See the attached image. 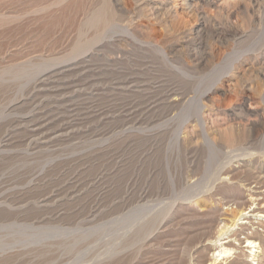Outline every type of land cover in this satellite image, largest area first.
<instances>
[{
	"label": "rangeland",
	"instance_id": "rangeland-1",
	"mask_svg": "<svg viewBox=\"0 0 264 264\" xmlns=\"http://www.w3.org/2000/svg\"><path fill=\"white\" fill-rule=\"evenodd\" d=\"M182 4L0 0V264H99L97 210L131 171L156 209L223 165L250 161L240 183L264 187V0H202L197 15ZM224 61L236 71L203 101L212 143L195 128L177 147ZM225 128L244 135L228 142Z\"/></svg>",
	"mask_w": 264,
	"mask_h": 264
},
{
	"label": "bare ground",
	"instance_id": "bare-ground-1",
	"mask_svg": "<svg viewBox=\"0 0 264 264\" xmlns=\"http://www.w3.org/2000/svg\"><path fill=\"white\" fill-rule=\"evenodd\" d=\"M205 1L209 2V0H203V2ZM182 2L186 12L197 15L199 3L202 0H182ZM174 6L176 7L173 4L172 7ZM199 10L201 11V9ZM212 23L215 24V22ZM217 30L215 31L219 32ZM224 67L223 71L226 69L225 73L220 72L211 78L206 86H204V89L195 97L193 103L195 106L194 125L191 126V121L188 122L186 120L181 126L176 128L174 143L177 147L181 143L191 138L193 139L196 129L197 136L203 138L209 144L212 143L208 134L210 128L202 120V112L205 108L203 101L210 94L215 93L222 79L231 75L235 70L233 63L230 65H226L225 63ZM175 96L170 101L166 98V102L175 104V106L186 105L185 100L182 101V98H180L181 95L179 98ZM192 99H188L187 102ZM189 128H192L194 131L191 130L192 133H190ZM254 129V125L250 126L246 128L247 132L245 133L249 135ZM221 130L225 135L226 141L228 140L231 143L238 142L240 136L244 135H239L233 128ZM219 133L221 138L222 134L220 131ZM244 138L243 141L248 139V137ZM249 163L250 161H244V163H238L235 166L228 163L229 165H223L212 174H209L202 183H198L197 181L186 183L183 186L181 195L174 198L169 206L161 209H156L158 203L153 200L157 199H153L154 197H152L151 199L153 200H149L152 194L148 193L149 196L147 195V191L144 189L145 185H138V176H136V172L131 171L122 197L112 201V203L109 202L111 205L107 206L108 208L105 211L99 209L100 207L98 209L101 211L97 210V220H95L97 221L96 228L99 229L96 231V237L99 240L98 242L104 243V247L106 248L97 255L98 261H96L97 258L95 261L99 264H104L106 261L103 260L105 259H108L109 264L110 261L112 263L116 262V264H264V190H262L264 187L258 185L261 177H259L260 179L258 178L259 180L254 181L255 183L252 182L255 185H250L249 182V184H246L247 182L244 183L245 180L241 184L239 180L240 176L244 175V173H239V169L247 166ZM135 169L133 168L132 170ZM242 170L244 169H241V172ZM252 176L249 179L253 180L256 177L252 178ZM261 184L264 185V182ZM105 217L112 218L108 223L103 222L99 224ZM131 247H133L131 251L127 250ZM101 258L105 259L101 260Z\"/></svg>",
	"mask_w": 264,
	"mask_h": 264
}]
</instances>
